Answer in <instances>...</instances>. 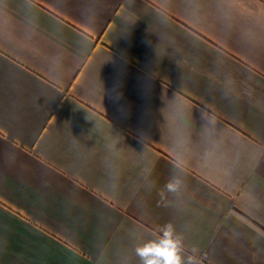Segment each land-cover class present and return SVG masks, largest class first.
Segmentation results:
<instances>
[{"label": "crops", "instance_id": "obj_1", "mask_svg": "<svg viewBox=\"0 0 264 264\" xmlns=\"http://www.w3.org/2000/svg\"><path fill=\"white\" fill-rule=\"evenodd\" d=\"M169 223L264 264V0H0V264H140Z\"/></svg>", "mask_w": 264, "mask_h": 264}, {"label": "clouds", "instance_id": "obj_2", "mask_svg": "<svg viewBox=\"0 0 264 264\" xmlns=\"http://www.w3.org/2000/svg\"><path fill=\"white\" fill-rule=\"evenodd\" d=\"M184 181L178 175H173L164 185V189L173 195H179ZM162 235L158 240L138 244L135 247V255L140 264H199L193 247L190 253L184 244V234L178 232L171 223L163 226Z\"/></svg>", "mask_w": 264, "mask_h": 264}]
</instances>
